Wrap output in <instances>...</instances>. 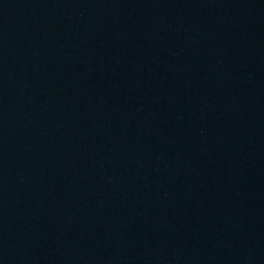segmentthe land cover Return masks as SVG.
I'll return each mask as SVG.
<instances>
[{
  "label": "water",
  "instance_id": "1",
  "mask_svg": "<svg viewBox=\"0 0 264 264\" xmlns=\"http://www.w3.org/2000/svg\"><path fill=\"white\" fill-rule=\"evenodd\" d=\"M0 264H264V0H0Z\"/></svg>",
  "mask_w": 264,
  "mask_h": 264
}]
</instances>
